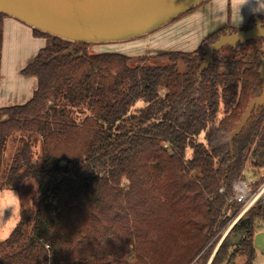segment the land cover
Wrapping results in <instances>:
<instances>
[{"label": "trees", "instance_id": "trees-1", "mask_svg": "<svg viewBox=\"0 0 264 264\" xmlns=\"http://www.w3.org/2000/svg\"><path fill=\"white\" fill-rule=\"evenodd\" d=\"M227 31L237 32L226 28L194 54L143 57L132 67L129 57L90 53L96 44L33 29L46 46L22 74L35 77L38 88L25 105L0 109V191L37 187L33 207L24 198L18 225L0 242V264H92L104 244L113 264H208L252 195L244 203L234 197L253 148L254 167L264 168V107L233 138L232 150L229 144L262 93L264 39L215 52L201 71V52ZM2 41L0 24V48ZM73 47V55L60 56ZM139 102L145 106L133 111ZM82 108L89 116L78 125L74 115ZM259 229L264 194L233 228L243 235L240 243L226 239L210 264H231L237 255L254 264ZM130 253L135 263L124 259Z\"/></svg>", "mask_w": 264, "mask_h": 264}, {"label": "water", "instance_id": "water-1", "mask_svg": "<svg viewBox=\"0 0 264 264\" xmlns=\"http://www.w3.org/2000/svg\"><path fill=\"white\" fill-rule=\"evenodd\" d=\"M207 1L209 0H0V14L13 17L44 34L75 44H110L146 36ZM259 38L264 39V24L260 21L250 30L221 36L201 52L205 55L201 71L213 62L215 52L227 46L245 45ZM74 50L73 47L60 56L73 55ZM258 73L262 93L249 102L240 122L231 133V150L233 138L242 132L252 114L264 107V58ZM254 248L264 255V232L256 234Z\"/></svg>", "mask_w": 264, "mask_h": 264}, {"label": "rangeland", "instance_id": "rangeland-1", "mask_svg": "<svg viewBox=\"0 0 264 264\" xmlns=\"http://www.w3.org/2000/svg\"><path fill=\"white\" fill-rule=\"evenodd\" d=\"M251 16H256L257 18H262V19L264 18V0H249V2H246L245 0H211L208 3L205 2L202 3L201 6L199 5L194 10H191L190 12L182 15L176 20L171 21L170 23L164 25L160 29L146 36H142L140 38L131 41L120 42L119 44H113V43L112 44L110 43V45L105 44V46L102 47L104 48L103 51L106 52L103 53L118 54L121 56L129 57L132 59V62L130 64L132 67H135L138 63V60L143 57H153L158 54L175 53V52L194 54L199 50L203 41L212 34L216 33V31L218 32L226 28H232L237 31H242L250 23L248 19ZM1 29L3 32L2 25H1ZM212 31L214 32L211 34ZM36 40H40V39H36ZM28 42L29 41L26 40L25 45L29 44ZM97 45H104V44H96V46ZM95 50L97 49H95V46H93L90 49V53H94ZM1 51H2V46L0 48V74H1V65H2ZM166 63H167L166 60L151 61V64L153 65H164ZM22 77L25 76L22 74ZM10 83L17 86L18 88L13 87L17 90L23 87L20 82H17L16 80L13 79L10 81ZM0 85H1V81H0ZM165 93H166L165 91H161V96L165 95ZM144 106L145 105L142 102H139L137 103L133 111H137L143 108ZM48 107L51 108L52 104H49ZM224 115L225 114L223 108H221L219 120H222L224 118ZM86 116L88 117L89 113L87 114L86 109L82 108V110L76 112L74 118L78 122V125H81L84 122ZM203 141H204L203 136H201L198 139V143H202ZM163 147L168 155H172L173 148L171 147L170 144L165 143L163 144ZM13 151L14 148L12 146H9L6 154V158L8 160H10ZM253 152H254V148L249 153L248 160L246 161L245 164V170L241 176L242 183L240 184V186H242L243 184L250 185L246 193H252L251 197L254 196L257 192H259L261 188L264 187V168L254 167L255 160L252 158ZM190 153L191 152H189L186 155V159L190 158ZM191 175L192 177H194L195 173H192ZM244 185L242 191H244ZM36 187L37 184L31 185L27 187V189H25L23 193H16L8 190L0 191V242L7 240L12 234L13 230L18 225L20 221L21 203L24 200V198L26 199L25 202L29 203L30 207H33L34 204L33 196ZM121 188L127 191L129 189L128 182H124L121 185ZM240 190L241 187L239 189L237 187L236 192ZM243 208H244L243 206L239 208L238 215L229 223V225L223 231L217 243V246L213 251V254L218 249L219 245L223 241V238L230 229V227H232L234 223H236L242 218V214L244 212ZM228 215H230V212ZM259 232H264V230L259 229L257 233ZM43 245H45L47 248V244L45 242ZM107 247H108L107 244H104L103 257L101 255V258L97 259L92 264L114 263L115 258L112 252ZM124 259H126L128 262L131 263L136 262L134 253H130ZM245 262H246L245 256L237 255V257L234 259V261L231 264H245ZM43 264H49V263L46 262ZM254 264H264V255H262L258 250H256V259Z\"/></svg>", "mask_w": 264, "mask_h": 264}, {"label": "crops", "instance_id": "crops-1", "mask_svg": "<svg viewBox=\"0 0 264 264\" xmlns=\"http://www.w3.org/2000/svg\"><path fill=\"white\" fill-rule=\"evenodd\" d=\"M245 1L249 2V0ZM253 17L256 16H251L248 20L250 21ZM0 24L3 26L0 109H3L25 105L33 98L38 88V81L35 77H22L21 73L34 62L40 50L45 48L46 39L36 37L32 27L13 17L0 16ZM26 40L29 41L27 45H25ZM102 46H105V44L95 45V49H97L95 52H106L103 51ZM12 79L20 82L23 87L18 90L13 88L18 87L10 83Z\"/></svg>", "mask_w": 264, "mask_h": 264}, {"label": "built area", "instance_id": "built-area-1", "mask_svg": "<svg viewBox=\"0 0 264 264\" xmlns=\"http://www.w3.org/2000/svg\"><path fill=\"white\" fill-rule=\"evenodd\" d=\"M250 187L249 184H246L244 185V192L243 191H240V192H236L235 193V201H237L238 203H244L246 201V198H247V189ZM224 191L221 190V193H223ZM258 193V194H257ZM254 196L250 197V199L245 202V204L243 205V209H244V212L242 214V216L251 208L255 205V203L260 199V197H262V195L264 194V187L261 188L259 190V192H257ZM233 227V226H232ZM232 227H230V229L228 230V232L226 233V235L229 233V231L232 229ZM225 235V236H226ZM224 236V237H225Z\"/></svg>", "mask_w": 264, "mask_h": 264}, {"label": "flooded vegetation", "instance_id": "flooded-vegetation-1", "mask_svg": "<svg viewBox=\"0 0 264 264\" xmlns=\"http://www.w3.org/2000/svg\"><path fill=\"white\" fill-rule=\"evenodd\" d=\"M264 19V18H263ZM251 21V20H250ZM257 21H260L258 18L255 20V23H253L252 25H250V29L252 28V26L256 25L257 24ZM264 24V21H260ZM249 25V24H248ZM248 29V30H250ZM237 32H241V31H237ZM237 32H232V31H227V33H237ZM225 34V35H226ZM239 221H237L236 223H234L232 229L229 231V233L223 238V240L225 241L226 239L228 240V242L233 245V246H236L238 243H240L243 235L241 233H238L236 231L233 230V228L236 226V224L238 223ZM232 235V236H231ZM236 240V241H235ZM223 241V242H224ZM218 251V250H217Z\"/></svg>", "mask_w": 264, "mask_h": 264}]
</instances>
